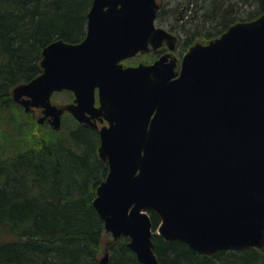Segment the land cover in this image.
Listing matches in <instances>:
<instances>
[{
    "label": "water",
    "instance_id": "water-1",
    "mask_svg": "<svg viewBox=\"0 0 264 264\" xmlns=\"http://www.w3.org/2000/svg\"><path fill=\"white\" fill-rule=\"evenodd\" d=\"M158 10L157 0H94L86 38L47 45L43 73L15 87L14 100L27 113L41 108L38 122L49 118L56 131L65 112L97 129L93 119L108 121L99 155L109 173L93 206L140 263L160 264L153 212L157 235L204 256L264 251V14L191 46L180 72L170 54L123 67L164 41L174 49ZM67 90L72 103L52 104Z\"/></svg>",
    "mask_w": 264,
    "mask_h": 264
},
{
    "label": "trees",
    "instance_id": "trees-1",
    "mask_svg": "<svg viewBox=\"0 0 264 264\" xmlns=\"http://www.w3.org/2000/svg\"><path fill=\"white\" fill-rule=\"evenodd\" d=\"M93 2L0 0V128L6 125L9 134L17 129L11 130L16 124L7 112L14 106L21 115L24 111L12 91L43 72L46 46L56 40L77 44L86 37ZM198 6L193 8V18L186 17L190 5L183 13L185 50L205 37L204 28H222L218 37L236 22L257 20L264 13V0H206ZM249 8L258 10L249 14ZM180 12L178 8L175 15ZM67 129L51 138L17 129L20 138L27 135L25 140L31 143L0 159V263L102 264L109 251L110 264H142L129 248V239L114 241L106 233L93 206L96 190L109 173L99 155L98 132L76 121ZM5 131L0 129V141L8 134ZM151 215L160 264H264L262 250L223 251L210 257L180 241L164 240L156 234L160 217Z\"/></svg>",
    "mask_w": 264,
    "mask_h": 264
},
{
    "label": "rangeland",
    "instance_id": "rangeland-1",
    "mask_svg": "<svg viewBox=\"0 0 264 264\" xmlns=\"http://www.w3.org/2000/svg\"><path fill=\"white\" fill-rule=\"evenodd\" d=\"M245 2H247V0H245ZM199 3H202V1L198 0V1H196V3L194 2V7H199L198 6ZM182 5H184V4H182ZM182 5H181V7H183ZM229 5L234 6L233 4H229ZM184 6H186V5H184ZM257 10H258L257 8L256 9L255 8H249L247 13L250 14V13H252L254 11L257 12ZM248 17L249 16L245 15L243 17V19L248 20ZM222 30H223L222 28L221 29L218 28V29H214V30H211V29H208V28L207 29L204 28L202 30L201 34H203L205 37H201L198 40L207 42V41H209L211 39L209 37L210 35H212L213 36L212 39H214V37L216 35H218L219 32H221ZM183 40H184V34H183V37L181 39L182 44L184 43ZM180 50H181V52L184 53L185 48L183 47V45H182V47H180ZM150 61H152V56H150V55L144 56L143 55V56L136 57L135 59L128 60L126 62V65L135 66V64H138V63H141V62H145L146 63V62H150ZM73 99H74L73 93L67 91V92L56 93V95L53 96L52 102H53V104H57V105H68V103L72 102ZM16 108L19 110L18 107L14 106L13 108H11L10 111L7 112L8 113L7 116L9 118L13 119L15 121V124H16V126H13V124L11 125V130L17 128L19 132H20V130H23L24 134H30L31 136H35V135L36 136H43L45 138L46 137L47 138H51L52 135H58L59 131L58 132L55 131L50 126L49 123H46V124L42 125V124H40L38 122V119L40 117L38 113H37V115L35 117H33L32 114L26 113L25 110L22 107L24 113L27 116L24 113L21 115V114L17 113ZM74 125H75V119L73 118V116L70 115L69 113L68 114H64L62 127L63 128L65 127L66 129L68 128L67 130H69V129L73 128ZM0 129L6 130L5 132L8 133L6 135L1 136V139H4V140L0 141V159L3 158V157L10 156L14 152H19V151H22V150L26 149V147L29 146V142L31 143L30 140H25V138H27L26 137L27 135H25V136L23 135L22 138H20L21 135L19 134L17 129L14 130L10 134H9V132L7 130L6 125H2Z\"/></svg>",
    "mask_w": 264,
    "mask_h": 264
},
{
    "label": "flooded vegetation",
    "instance_id": "flooded-vegetation-1",
    "mask_svg": "<svg viewBox=\"0 0 264 264\" xmlns=\"http://www.w3.org/2000/svg\"><path fill=\"white\" fill-rule=\"evenodd\" d=\"M196 1H198V0H157V2L160 5L159 8H161L160 11L158 12V18H157L158 22L157 23H158V25L160 27L164 28L167 31H170L175 36V39H173L171 41L175 47H174L173 50H171L170 49V42H166L161 49H158L156 52L152 51V55H151L152 56V61L146 62V63L145 62H141V63H138V64H151V63H154L159 58H161V57H163L164 55H167V54L169 55V53H170L171 57L174 60H176V62H177V65H178L177 70H180L181 61H182V57H183V54H184L180 50V47H182V45L184 44V43L182 44V41H181V39L183 37V31H184L183 30V25H182V22H183L182 18L184 17L183 13H184L185 9L187 8L186 6L190 5V9H189L186 17L189 19V16L193 15V16H191V18H193L194 17V11H193L194 5H191V4L196 2ZM200 1H206V0H200ZM182 4H184L186 6H184ZM181 5L183 7H181ZM178 8H181V12L178 13V15H175V13L177 12ZM248 21H250V20H248ZM248 21H241V22H248ZM238 22H240V21H238ZM215 38L216 37H214V39ZM198 39L199 38H197L196 41L194 40L195 43L196 42H201ZM214 39H210L209 41L203 42V43L207 44V43L213 41ZM145 55L146 54H144V56ZM139 56H143V54H140V53L136 54L135 58L139 57ZM135 58H133V59H135ZM128 60H130V59H128ZM128 60L123 61L124 66H132V65H126V62ZM138 64H135V65H138ZM58 106L63 107L64 105H58ZM37 113L40 115L42 113V110L41 109H35L34 112H32L33 117H35L37 115ZM63 117H64V115H63ZM101 119L103 121H101ZM93 122H95L98 125V129L93 127L98 132V135H99V130L103 129V127H105V126H110L108 121L105 118L93 119ZM45 123H49V121L46 120Z\"/></svg>",
    "mask_w": 264,
    "mask_h": 264
}]
</instances>
